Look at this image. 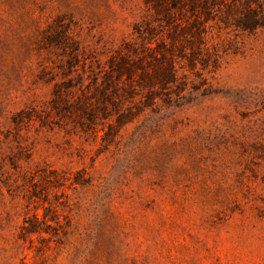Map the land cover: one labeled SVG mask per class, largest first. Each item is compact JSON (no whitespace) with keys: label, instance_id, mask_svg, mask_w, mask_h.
<instances>
[{"label":"rangeland","instance_id":"1","mask_svg":"<svg viewBox=\"0 0 264 264\" xmlns=\"http://www.w3.org/2000/svg\"><path fill=\"white\" fill-rule=\"evenodd\" d=\"M198 1L0 0V264H264V29ZM129 57L179 80L120 123Z\"/></svg>","mask_w":264,"mask_h":264},{"label":"trees","instance_id":"2","mask_svg":"<svg viewBox=\"0 0 264 264\" xmlns=\"http://www.w3.org/2000/svg\"><path fill=\"white\" fill-rule=\"evenodd\" d=\"M191 1L196 3V0ZM210 2H213L212 6L217 9L222 7L220 19L227 26L233 24L231 22L234 21L236 26L245 31L253 32L264 29V0H199L197 3L206 15L213 9ZM141 60L140 57L137 59L124 58L125 65L122 69L127 71V78L121 77L117 82L110 80L108 88L104 91L105 102H101L100 107H103L107 113L112 112L111 107H113L120 123L126 118L134 117V108L140 109L142 104L145 106L158 104L155 102L156 99L159 97L163 99L159 93L169 89L173 84H177L179 80L178 70L173 61H167L165 72L161 74L146 70ZM137 69H141L142 72L137 74ZM110 89H112L111 93L109 92ZM56 95L59 96L60 94ZM128 95H131V100H128ZM136 97H139V101L136 100ZM92 106L93 102H90L88 98L85 100L80 98L75 104L63 99V105L57 106L56 109L58 113L66 116L75 113L76 109L87 112L92 109Z\"/></svg>","mask_w":264,"mask_h":264}]
</instances>
